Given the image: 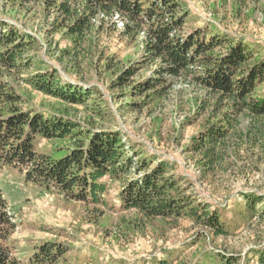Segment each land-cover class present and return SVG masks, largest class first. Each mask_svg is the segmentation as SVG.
I'll return each mask as SVG.
<instances>
[{"label":"rangeland","instance_id":"1","mask_svg":"<svg viewBox=\"0 0 264 264\" xmlns=\"http://www.w3.org/2000/svg\"><path fill=\"white\" fill-rule=\"evenodd\" d=\"M53 2L0 0V21L24 30L31 38L26 52L32 61L30 69L5 77L20 96L9 104L45 114H63L92 132H116L127 148L137 153L135 160L145 158L172 165L170 172L181 176L189 186L191 183L198 198L214 206L230 209L241 193L257 192L263 198L258 208L264 209V148L243 149L232 156L228 166H220L217 172L207 175L195 164L193 139L212 119L210 112L202 109L210 101L206 91L190 79L171 78L172 86L161 98L134 92L138 82L150 78L163 65L161 61H150L146 55V31L133 39L125 35L127 22L131 26L128 20L120 16L101 20L100 16L93 21L92 31L75 55H63L73 46V38L68 27H62L63 15ZM180 2V14L186 17L179 34L189 35L200 28L243 40L251 48L264 51V0ZM84 9L81 6L78 13ZM130 67L134 75L120 79V74ZM39 68L55 69L62 83L90 91L89 98L83 104H75L34 88L26 78ZM6 111L5 107L1 113ZM242 125L245 129L248 122ZM88 137L89 133L81 138ZM68 145L71 143L67 139H41L37 148L50 150ZM26 175V166L0 161V188L15 222L9 240L14 254L22 260L44 240L59 241L71 255H86L89 262L97 264H109L111 259L138 264L139 260L161 254L163 249L186 244L189 246L181 256L185 264H193L203 252L211 250H222L240 258L238 264H246L250 250L264 246L262 216L255 217L252 224L235 235L216 237L187 218L170 225L159 221L144 223L135 211L120 213L118 182H112L107 197L109 206L102 211L69 200Z\"/></svg>","mask_w":264,"mask_h":264},{"label":"trees","instance_id":"2","mask_svg":"<svg viewBox=\"0 0 264 264\" xmlns=\"http://www.w3.org/2000/svg\"><path fill=\"white\" fill-rule=\"evenodd\" d=\"M53 1L63 15L62 27H68L73 38V46L63 55H75L97 17L106 20L120 16L131 23L127 22L125 35L136 39L146 31V55L152 62H163L150 78L134 86V92L161 98L172 86L170 79L177 78L190 79L209 94V104L202 105V109L209 111L212 119L191 147L197 154L195 164L203 174L228 166L232 156L243 149L264 148V88L260 89L264 86V51L260 48L200 28L189 35L179 34L186 17L180 14V0ZM81 6L85 9L78 13ZM30 42L24 30L0 21V161L24 165L27 179L102 211L109 206L107 197L113 183L118 182L120 213L135 211L144 223L174 225L187 218L218 237L235 235L255 217H264V209L258 208L263 198L257 192L241 193L230 209L214 206L199 199L191 183L189 186L181 176L170 172L172 165L145 158L135 160L137 153L129 150L116 132H92L63 114H45L9 104L20 96L5 77L30 69L32 61L26 56ZM222 47L225 50H218ZM33 72L26 81L48 95L75 104L89 98L90 91L62 83L55 69ZM134 73L130 67L119 77L125 79ZM5 107L7 111L1 113ZM244 121L248 122L245 129ZM88 133L91 137L81 138ZM41 139H67L71 145L40 150L37 143ZM13 218L0 188V264H97L89 262L86 255H71L68 247L56 240L41 241L22 260L14 254L9 240L15 229ZM187 245L163 249L161 254L137 263L185 264L181 256ZM240 260L222 250H211L203 252L193 264H238ZM109 264L127 262L111 259ZM246 264H264V246L251 249Z\"/></svg>","mask_w":264,"mask_h":264}]
</instances>
